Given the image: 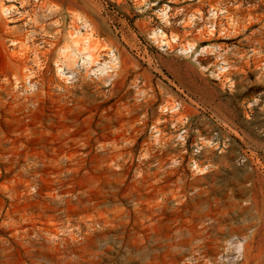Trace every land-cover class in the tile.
Here are the masks:
<instances>
[{"label":"rangeland","instance_id":"rangeland-1","mask_svg":"<svg viewBox=\"0 0 264 264\" xmlns=\"http://www.w3.org/2000/svg\"><path fill=\"white\" fill-rule=\"evenodd\" d=\"M0 264H264V0H0Z\"/></svg>","mask_w":264,"mask_h":264},{"label":"bare ground","instance_id":"bare-ground-1","mask_svg":"<svg viewBox=\"0 0 264 264\" xmlns=\"http://www.w3.org/2000/svg\"><path fill=\"white\" fill-rule=\"evenodd\" d=\"M84 38H82V40H78V41H75L73 44L77 45V44H82L81 47L80 46H77V53L81 54L82 56V59H81V63L84 67H90V65H92L94 62H97V59L96 57L93 55V53H91L90 50L94 49V41L90 38V36H83ZM79 38V37H78ZM62 55L67 59H65L69 64H76L77 63V57H76V53H70L68 52L69 51V47L66 45V47H64L62 50ZM114 61V58L112 59ZM112 60H109V61H106L108 63H103L104 65H107L109 63L112 62ZM81 65V66H82ZM58 66V65H57ZM78 66V65H77ZM107 67V66H106ZM102 67H100V70H101ZM57 70L59 73L62 72V68L61 67H57ZM96 70H99L98 67ZM105 70V69H103ZM72 73V72H71ZM101 73V72H99ZM103 74V73H102ZM238 249H240L241 245L240 243H238ZM237 249V250H238ZM239 251V250H238Z\"/></svg>","mask_w":264,"mask_h":264},{"label":"built area","instance_id":"built-area-1","mask_svg":"<svg viewBox=\"0 0 264 264\" xmlns=\"http://www.w3.org/2000/svg\"><path fill=\"white\" fill-rule=\"evenodd\" d=\"M5 1H10V0H5ZM12 1H14V0H12ZM226 65H227L226 61H224V60L220 61L218 71H217L219 75H220V73L222 75V73H224L228 69V67ZM180 107H181L180 103L175 102L169 109H171V111H178L180 109ZM186 120H187V118L184 116L183 122L185 123ZM185 131H186L185 129H182V132H181L182 136H184Z\"/></svg>","mask_w":264,"mask_h":264}]
</instances>
